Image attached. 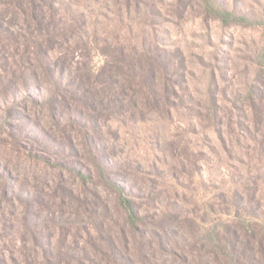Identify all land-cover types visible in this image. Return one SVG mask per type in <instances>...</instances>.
Segmentation results:
<instances>
[{
	"label": "rangeland",
	"instance_id": "1",
	"mask_svg": "<svg viewBox=\"0 0 264 264\" xmlns=\"http://www.w3.org/2000/svg\"><path fill=\"white\" fill-rule=\"evenodd\" d=\"M262 61L264 0H0V264H264Z\"/></svg>",
	"mask_w": 264,
	"mask_h": 264
},
{
	"label": "trees",
	"instance_id": "2",
	"mask_svg": "<svg viewBox=\"0 0 264 264\" xmlns=\"http://www.w3.org/2000/svg\"><path fill=\"white\" fill-rule=\"evenodd\" d=\"M42 22V21H40ZM262 65H264V62L262 61ZM55 65H59L56 67L55 72L53 73V77H55V82L58 83V85L62 82L63 78H64V65L63 64H59V62H55ZM36 76V74H35ZM59 162L55 163L54 165H58ZM73 171H75L77 173V175L80 177V179L83 182H90V180L92 179V176L88 173H83L81 171L76 170L74 167L72 168ZM118 191H119V205L122 207V209L126 212L128 218L134 223L133 225L136 224L138 218V212H137V207L135 206V204L132 202V200L127 196V194L125 193V190L123 188H120L118 185H114ZM160 247L163 248V240H160L159 242Z\"/></svg>",
	"mask_w": 264,
	"mask_h": 264
}]
</instances>
